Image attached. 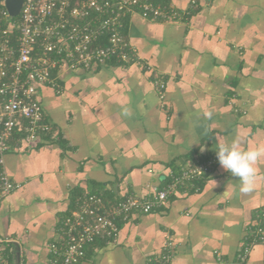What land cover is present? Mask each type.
<instances>
[{
    "label": "crops",
    "instance_id": "obj_1",
    "mask_svg": "<svg viewBox=\"0 0 264 264\" xmlns=\"http://www.w3.org/2000/svg\"><path fill=\"white\" fill-rule=\"evenodd\" d=\"M170 1L185 10L191 0ZM195 1L186 21L129 15L126 38L142 65L62 69L58 92L39 88L52 131L4 156L20 187L0 200V237L19 240L23 264H50L47 244L85 192L110 202L151 196L150 187L212 156L219 143L241 136L243 147L264 144V0ZM159 76L163 99L153 85ZM256 167L255 191L245 195L218 163L199 192L132 213L116 242L97 239L78 264H150L165 242L170 264H238L247 227L264 210V157ZM243 264H264V247Z\"/></svg>",
    "mask_w": 264,
    "mask_h": 264
},
{
    "label": "built area",
    "instance_id": "obj_2",
    "mask_svg": "<svg viewBox=\"0 0 264 264\" xmlns=\"http://www.w3.org/2000/svg\"><path fill=\"white\" fill-rule=\"evenodd\" d=\"M127 13L167 23L184 18L183 11H176L173 5L164 9L151 0H23L18 15L12 17L0 0V200L20 187L6 172L5 154L21 144L33 146L52 131L38 99L42 86L59 91L52 70L77 71L111 57L121 65H142L135 47L120 31L121 18ZM101 36L107 37V43L95 46ZM153 85L163 99L162 77H156ZM14 132L20 135L15 137ZM218 163L216 153L193 162L171 174L162 188L150 187L151 196L130 194L107 204L99 194L85 192L59 226L58 240L47 244L50 264H78L96 239L116 242L118 221H127L132 213H150L177 191L199 192L198 182ZM246 232L238 264L247 260L254 246L264 247V210L257 212L255 223ZM171 249V242H165L150 264H170ZM21 254L19 240L0 237V264H23ZM217 259L222 263L218 253Z\"/></svg>",
    "mask_w": 264,
    "mask_h": 264
},
{
    "label": "clouds",
    "instance_id": "obj_3",
    "mask_svg": "<svg viewBox=\"0 0 264 264\" xmlns=\"http://www.w3.org/2000/svg\"><path fill=\"white\" fill-rule=\"evenodd\" d=\"M204 115L210 119L212 113L209 111ZM243 144V138L236 136L231 140L219 143L216 154L222 168L239 179V191L248 195L256 188V165L264 157V144L253 147H243Z\"/></svg>",
    "mask_w": 264,
    "mask_h": 264
},
{
    "label": "trees",
    "instance_id": "obj_4",
    "mask_svg": "<svg viewBox=\"0 0 264 264\" xmlns=\"http://www.w3.org/2000/svg\"><path fill=\"white\" fill-rule=\"evenodd\" d=\"M154 4H158V5H160L161 7H163L164 9H168V7L170 6V5H173L174 6V9L176 10V11H178V12H180L181 13V11H183V20L182 21H186L189 17H191V15H193L194 13H195V11H197V8H195L196 6L195 5H197V3L195 2V5L193 4H191L190 3V1H189V6L185 9V10H181V9H179V8H177L176 7V5H174V4H172L171 3V1L170 0H151ZM187 13V14H186ZM129 15H131L130 13L128 14H126V15H124L122 18H121V28H120V31H121V34L126 38V24H127V21H128V17H129ZM150 21V20H149ZM127 39V38H126ZM128 40V39H127ZM107 43V37L106 36H101L100 38H98V40H97V42H95V46H103V45H105ZM105 63H115V64H121V62H118L116 59H114L113 57H111L110 59H108V60H106L104 63H102V64H105ZM98 64H100V63H94L93 65H98ZM143 69L144 70H146L147 68L146 67H144L143 66ZM56 73H57V70L55 69V70H52L51 71V77H53V78H55V80H56V83L58 84V81H57V78H56ZM44 120H46V118L44 117ZM15 133V137H17V136H19L20 135V133H18V132H14ZM42 137V136H41ZM40 137V138H41ZM39 138V139H40ZM191 164V163H190ZM170 181V177H169V179L162 185V186H158V188H162L163 186H165L168 182ZM203 181L202 180H200L198 183H199V185L201 186V183H202ZM180 194V192L179 191H177L175 194L177 195V194ZM190 193H194V192H190ZM152 194V193H151ZM184 194H186V193H184ZM189 194V193H188ZM100 196L102 197V199L105 201V203H107V204H110V203H113V202H116V201H113V202H110L103 194H100ZM171 196H173V195H171ZM170 196V197H171ZM169 198V197H168ZM154 211V210H153ZM152 212V211H151ZM124 221H118V225L120 226L122 223H123ZM97 240V239H96ZM95 240V241H96ZM101 240H103L104 242H106V239L105 238H101ZM94 241V242H95Z\"/></svg>",
    "mask_w": 264,
    "mask_h": 264
},
{
    "label": "water",
    "instance_id": "obj_5",
    "mask_svg": "<svg viewBox=\"0 0 264 264\" xmlns=\"http://www.w3.org/2000/svg\"><path fill=\"white\" fill-rule=\"evenodd\" d=\"M22 1L23 0H4L5 7L12 17L18 15Z\"/></svg>",
    "mask_w": 264,
    "mask_h": 264
},
{
    "label": "rangeland",
    "instance_id": "obj_6",
    "mask_svg": "<svg viewBox=\"0 0 264 264\" xmlns=\"http://www.w3.org/2000/svg\"><path fill=\"white\" fill-rule=\"evenodd\" d=\"M18 250V249H17Z\"/></svg>",
    "mask_w": 264,
    "mask_h": 264
}]
</instances>
